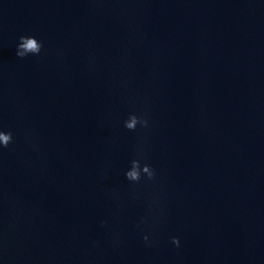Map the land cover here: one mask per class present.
I'll use <instances>...</instances> for the list:
<instances>
[{
  "label": "clouds",
  "instance_id": "clouds-1",
  "mask_svg": "<svg viewBox=\"0 0 264 264\" xmlns=\"http://www.w3.org/2000/svg\"><path fill=\"white\" fill-rule=\"evenodd\" d=\"M42 49V44L33 36H21L17 45L16 55L24 58L28 55H39ZM147 127L148 120L144 116H138L135 113H130L128 119L124 121V127L130 131H135L137 126ZM13 142V134L0 130V147L7 148ZM136 159L131 160L130 168L126 171L125 177L131 183H139L142 179L152 181L156 178V171L148 163H142L144 159L143 153L137 152ZM143 223L148 222L145 217ZM143 240L147 246H151L148 235L143 236ZM171 243L176 247L180 246V238L172 237Z\"/></svg>",
  "mask_w": 264,
  "mask_h": 264
}]
</instances>
